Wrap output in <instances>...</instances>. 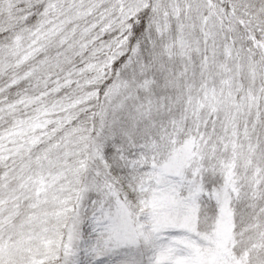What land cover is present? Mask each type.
I'll use <instances>...</instances> for the list:
<instances>
[{
    "label": "snow or ice",
    "instance_id": "6c2138e0",
    "mask_svg": "<svg viewBox=\"0 0 264 264\" xmlns=\"http://www.w3.org/2000/svg\"><path fill=\"white\" fill-rule=\"evenodd\" d=\"M0 264H264V0H0Z\"/></svg>",
    "mask_w": 264,
    "mask_h": 264
}]
</instances>
